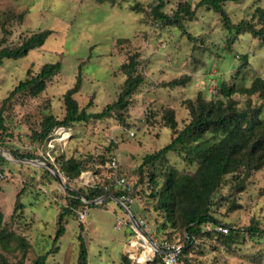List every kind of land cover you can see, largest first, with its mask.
Returning a JSON list of instances; mask_svg holds the SVG:
<instances>
[{
	"label": "rangeland",
	"instance_id": "obj_1",
	"mask_svg": "<svg viewBox=\"0 0 264 264\" xmlns=\"http://www.w3.org/2000/svg\"><path fill=\"white\" fill-rule=\"evenodd\" d=\"M164 2V12L171 15L181 5L189 4L191 11H196L195 18L183 17V29L160 27L150 16L156 0H0V40L4 39L6 45H20L33 34L52 31L42 47L23 58L5 60L0 67V112L5 125V130H0V144L4 145L0 148L8 161L0 165V206L5 231L0 232V238L6 241L0 242V264H5L4 260L13 264L21 258L18 245L22 237L29 245L30 256L52 249L60 213L68 206L62 183L53 177L57 171L67 178L61 172L58 157L76 158L90 166L73 181V187L88 189L95 185L100 179L99 171L106 169L115 150L120 154L121 174L132 179L146 155L171 141V130L164 127L161 119L162 108L174 107L182 127L188 115L184 108L186 99L195 100L199 92L209 100L218 98L214 91L218 92L221 83L241 89L250 87L257 77L264 79V42L253 40L249 34L233 36L213 10L196 9L197 1ZM258 7L264 8V0L230 2L225 10L232 23L237 24L250 19ZM135 53L140 55V69L147 80L122 117L115 115L56 129L47 143L35 138L34 132L44 117L64 118V95L74 87L80 65L82 85L75 98L81 109L98 113L117 101L126 79L120 69ZM246 55L248 61L244 60ZM56 62H61L62 70L47 82L44 91L36 96L23 92L6 102L19 83L27 80L28 71L34 76L44 65ZM183 75L191 77L186 87L170 92L162 84ZM236 99L239 107H244L247 98L238 95ZM263 100L253 99L259 104ZM22 153L33 154L37 163L19 159L18 154ZM50 163L51 169L47 166ZM169 169L190 173L197 166L173 153L166 163L145 171L146 175L155 172L161 187L163 174H168ZM47 170L51 175L46 178ZM237 181L233 176L225 179L214 198L212 214L234 230H244L253 223L264 230V166L248 177L241 193L235 187ZM19 194L23 208L15 212ZM152 205L149 203L143 211L135 203L138 216L147 221L149 238L183 242L184 228L178 232L170 224L164 228L165 215ZM127 215L121 205L111 202L104 209L88 207L83 221L69 217L66 233L56 245L59 250L48 256L47 264H78L79 235L87 244L88 264H156L148 256L142 258L147 254V245L145 253L132 248L133 243L138 245V238ZM122 219L127 224L118 229L117 223ZM6 234L16 239L7 240ZM188 256L191 264H264V237L251 238L242 233L237 243L228 247L218 237L205 235ZM30 263V258L26 259V264Z\"/></svg>",
	"mask_w": 264,
	"mask_h": 264
},
{
	"label": "trees",
	"instance_id": "obj_2",
	"mask_svg": "<svg viewBox=\"0 0 264 264\" xmlns=\"http://www.w3.org/2000/svg\"><path fill=\"white\" fill-rule=\"evenodd\" d=\"M200 1H197L199 3L196 9L207 7L213 10L220 16L224 29L233 36L249 34L253 40L264 42V8L258 7L250 19L235 24L230 20L225 6L230 2L242 0ZM97 2L103 3L104 0H97ZM164 7V0H156V4L152 7L150 13L151 19L158 23L160 27L177 26L183 29V17L195 18L196 11H191L189 4L181 5L173 15L165 13ZM20 18L22 20V15ZM51 33V30L41 31L25 38L20 45L14 46L6 45L4 39L0 40V67L5 60L23 58L30 51L42 47ZM244 60L248 61L247 55ZM141 64L139 53H135L128 58L127 63L120 69L121 74L126 76V79L117 101L108 104L98 113H89L86 109H81L75 98L82 85V67L80 65L74 87L70 88L64 95V118L62 120L57 119L53 115L44 117L39 129L34 132L35 138L42 143H47L56 129L62 127L72 128L78 123L103 120L115 115L122 117V113L127 112L134 103L133 96L135 93L146 83L147 77L140 69ZM61 70V62H56L44 65L41 71L34 76H31L32 72L28 71L27 80L19 83L10 93L6 102L23 92H28L33 96L40 94L45 90L47 82L59 75ZM190 81V76L183 75L162 84L168 87L171 92L176 88L186 87ZM214 94H217L218 98L209 100L202 92H199L195 100L186 99L184 108L188 115L183 119L186 122L182 127L179 126L177 111L174 107L162 108L161 119L164 127L171 130V141L162 149L146 155L137 169L136 176H132V179L128 174H124L129 177V182L133 187L131 196L134 198V202L137 201L143 207V211L148 208L149 203L153 204L152 207L166 217L162 225L164 228L167 229L168 224L175 228L177 232L184 228L183 242H175L183 246L179 258L180 263L181 261L186 264L192 263L188 253L195 246V243L203 239L205 235L218 237L228 247L236 244L242 233L251 238L264 237V230L256 223L244 230H234L226 225L229 227L230 232L227 234L218 233L214 230V227L221 223L212 214L214 198L227 177L233 176L238 180L235 187L237 192L241 193L245 188L248 177L252 173L260 171L264 166V119L262 118L264 100L260 104L253 101L255 97L264 99V79L257 77L250 87L241 89H238L235 85L221 83L218 92L214 91ZM238 95L247 98L244 107H239V101L236 99ZM0 130H5L1 112ZM114 143L112 142L111 145L114 146ZM0 146L4 147L2 144ZM173 153L180 154L189 165L197 166V170L190 173H179L176 169H169L168 174H163L165 181L159 187L156 173L151 172V175H146L145 170L156 169L158 164L166 163L169 154ZM18 157L24 161L34 160V155L30 153L18 154ZM110 159L107 161L106 169L99 171V181L86 189L84 187H73L72 184L75 179L80 178L83 172L89 170L90 166L76 158H57L61 172L68 178L63 193L68 206L60 213L58 229L53 239V247L47 253L38 254L36 252L30 256L28 255L29 245L22 237L18 245L22 256L13 264H26L28 258H30V264H47L48 256L59 250L56 245L66 233L68 218L76 216L80 219L79 210L85 205L84 200L89 202L88 207L98 206L104 209L109 203L115 202V199H121L126 189L114 185V179L111 176L112 170L108 167ZM7 162V158L0 150V165L8 164ZM49 168H53V164L50 163ZM50 175L51 173L47 170L45 177L47 178ZM1 191L2 187L0 186V193ZM101 198H104L101 203H95ZM128 207L131 210V206L128 205ZM22 208L19 194L14 211L18 212ZM235 208L236 206L231 207L230 210ZM3 219L4 213L0 206L1 233H5ZM81 226L84 228V223ZM6 235L8 236L7 240L16 239L12 234ZM169 236L171 237V235ZM78 241V264H88L89 251L83 235H79ZM0 242L6 243L2 238H0ZM4 262L9 264L6 260ZM152 262L163 264L160 256L153 258Z\"/></svg>",
	"mask_w": 264,
	"mask_h": 264
},
{
	"label": "built area",
	"instance_id": "obj_3",
	"mask_svg": "<svg viewBox=\"0 0 264 264\" xmlns=\"http://www.w3.org/2000/svg\"><path fill=\"white\" fill-rule=\"evenodd\" d=\"M193 1H198V0H193ZM131 135L134 136L133 133H131ZM50 146H52V143L50 144ZM120 166H121L120 154L118 153V151L115 150L113 156L110 159L108 167L112 170L111 176L114 179V185L118 187H123L126 189V192L121 196V199H119V201L123 203L128 209V212L125 209L124 210L126 214H128V224L129 223L131 224L130 226L132 230L137 235L138 241L136 243L138 244L137 245L138 249L139 250L143 249L145 253V247H146L145 245H147L146 251L148 248L151 250L149 261H152L153 258H155L156 256H160L163 264H180L179 258L183 250L182 245L175 243V242H171L166 239L157 240V239H154L153 237H151V239L149 238L148 234L150 231H148L147 229V222L145 219L138 216L135 206H134L135 200L131 196V193L133 192V187L129 182V177H127L124 174H121ZM87 175L89 176V174ZM63 179H64V183L66 184L68 181V178H65L64 176ZM84 202H85V205L79 210V217L81 221H83L86 218V210L88 209V205H89V203L86 200H84ZM101 202H102V199L97 200V203H101ZM128 205L131 206L132 211L130 210ZM130 216H133L135 218L137 222L136 225H134L130 221ZM117 224H118L117 228L121 229L123 226L127 224V222H125V220L122 219ZM214 230L218 233H225V234L230 232L229 227H227L225 224H219L215 226ZM145 238H147L148 243L145 242ZM140 242H142L143 244Z\"/></svg>",
	"mask_w": 264,
	"mask_h": 264
},
{
	"label": "water",
	"instance_id": "obj_4",
	"mask_svg": "<svg viewBox=\"0 0 264 264\" xmlns=\"http://www.w3.org/2000/svg\"><path fill=\"white\" fill-rule=\"evenodd\" d=\"M0 150H1V152L4 154V153H6V152H4L3 151V149H1L0 148ZM26 162L27 163H37L36 161H31V160H26ZM48 167H49V165H47ZM54 174H55V177L62 183V185H63V187H64V189H66V184L64 183V181H63V179H62V176H61V174L59 173V172H54ZM102 200L104 199V198H101ZM89 203V202H88ZM95 203H97V201H95ZM115 203H117V204H120L127 212H128V209H127V207L123 204V203H121L119 200H116L115 199ZM130 221L134 224V225H136L137 224V222H136V220H135V218L133 217V216H130Z\"/></svg>",
	"mask_w": 264,
	"mask_h": 264
},
{
	"label": "bare ground",
	"instance_id": "obj_5",
	"mask_svg": "<svg viewBox=\"0 0 264 264\" xmlns=\"http://www.w3.org/2000/svg\"><path fill=\"white\" fill-rule=\"evenodd\" d=\"M145 242L148 243L147 238H145ZM148 253H149L148 259H150L151 250H150L149 248L147 249V254H148ZM147 254H146V255H143L142 258L147 259Z\"/></svg>",
	"mask_w": 264,
	"mask_h": 264
},
{
	"label": "crops",
	"instance_id": "obj_6",
	"mask_svg": "<svg viewBox=\"0 0 264 264\" xmlns=\"http://www.w3.org/2000/svg\"><path fill=\"white\" fill-rule=\"evenodd\" d=\"M124 212H125V210H124ZM126 213V212H125ZM127 215V214H126ZM128 216V215H127ZM135 245V243H133L132 244V248L134 249V250H137V251H140L139 249H138V247H137V245L136 246H134ZM140 247V246H139ZM147 256H149V253L147 254Z\"/></svg>",
	"mask_w": 264,
	"mask_h": 264
}]
</instances>
